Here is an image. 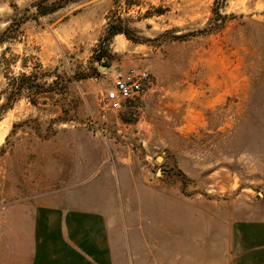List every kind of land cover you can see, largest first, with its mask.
Masks as SVG:
<instances>
[{
  "label": "rangeland",
  "instance_id": "obj_1",
  "mask_svg": "<svg viewBox=\"0 0 264 264\" xmlns=\"http://www.w3.org/2000/svg\"><path fill=\"white\" fill-rule=\"evenodd\" d=\"M51 2L0 0V211L76 184L125 121L139 170L173 184L194 217L220 208L222 248L227 227L264 218V0H75L41 15ZM112 24L129 35L103 42ZM133 67L152 83L126 108L105 106ZM201 223L177 239L206 251L173 264L211 261L217 222Z\"/></svg>",
  "mask_w": 264,
  "mask_h": 264
},
{
  "label": "crops",
  "instance_id": "obj_2",
  "mask_svg": "<svg viewBox=\"0 0 264 264\" xmlns=\"http://www.w3.org/2000/svg\"><path fill=\"white\" fill-rule=\"evenodd\" d=\"M123 129V140L111 144L107 159L76 184L2 208L0 264H173L175 252L206 251L177 239L191 235L185 224L190 221L198 232L201 221L205 226L212 220L217 224L208 234L217 239L208 246L211 261L198 255L185 264H264V218L227 227L230 242L222 248L220 208L213 217H194L198 209L176 195L173 184L139 170L134 125L123 121Z\"/></svg>",
  "mask_w": 264,
  "mask_h": 264
},
{
  "label": "built area",
  "instance_id": "obj_3",
  "mask_svg": "<svg viewBox=\"0 0 264 264\" xmlns=\"http://www.w3.org/2000/svg\"><path fill=\"white\" fill-rule=\"evenodd\" d=\"M151 83V72L142 68H130L126 75L119 76L105 92L104 104L112 110L126 108L130 102L140 98Z\"/></svg>",
  "mask_w": 264,
  "mask_h": 264
},
{
  "label": "trees",
  "instance_id": "obj_4",
  "mask_svg": "<svg viewBox=\"0 0 264 264\" xmlns=\"http://www.w3.org/2000/svg\"><path fill=\"white\" fill-rule=\"evenodd\" d=\"M71 1H75V0H53V2H51V4L49 6H43L39 8V13L41 15H45V14H49L53 11H56L57 9L64 7L66 4H68ZM128 30L121 28V27H117L115 25H110L109 29L107 31V34L105 35L103 42H108L112 36H114L115 34L118 33H124L126 35H129ZM130 37V36H129ZM102 56H104V53L101 54Z\"/></svg>",
  "mask_w": 264,
  "mask_h": 264
},
{
  "label": "bare ground",
  "instance_id": "obj_5",
  "mask_svg": "<svg viewBox=\"0 0 264 264\" xmlns=\"http://www.w3.org/2000/svg\"><path fill=\"white\" fill-rule=\"evenodd\" d=\"M240 245V244H239ZM231 257V256H230Z\"/></svg>",
  "mask_w": 264,
  "mask_h": 264
}]
</instances>
